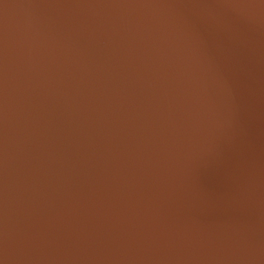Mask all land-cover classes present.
<instances>
[{"label": "water", "instance_id": "95a60500", "mask_svg": "<svg viewBox=\"0 0 264 264\" xmlns=\"http://www.w3.org/2000/svg\"><path fill=\"white\" fill-rule=\"evenodd\" d=\"M0 264H264V0H0Z\"/></svg>", "mask_w": 264, "mask_h": 264}]
</instances>
